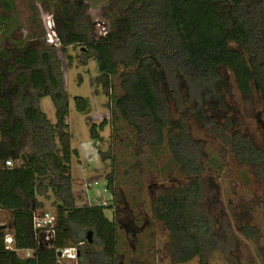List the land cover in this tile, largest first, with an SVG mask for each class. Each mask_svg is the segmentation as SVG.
Listing matches in <instances>:
<instances>
[{"label":"trees","instance_id":"obj_1","mask_svg":"<svg viewBox=\"0 0 264 264\" xmlns=\"http://www.w3.org/2000/svg\"><path fill=\"white\" fill-rule=\"evenodd\" d=\"M87 1L29 0L36 20L30 18L28 34L20 37L15 3L0 0V212L10 218L0 227V264H58V250L73 246L77 264L119 261L116 221L105 216L117 206L116 157L111 146L100 152L112 166L105 177L109 204L79 205L71 174L78 151L71 145L67 119L71 103L77 113L87 112L90 103L81 95L70 96L57 48L45 43L36 4L51 14L60 50L65 54L77 47L82 64L95 63V86L107 99L110 119L92 123L90 139L102 142L105 127L123 123L134 151L129 171L139 168L145 151L152 159V152L159 156L167 147L186 180L151 201V218L164 227L173 262L204 258L221 246L199 207L204 166L189 143L182 111L222 136L226 124L219 126L207 115L213 100L223 102L221 70L232 74L241 94L253 87L264 102V0H118L107 33L99 38L85 16ZM43 98L54 104L55 123L41 110ZM170 101L181 125L172 121ZM221 138L239 162L256 167L264 179L263 149L238 132ZM46 203L53 204L56 217L51 246L38 242L33 229V214L44 211ZM241 234L254 239L256 232L244 227ZM8 235L12 249L7 248ZM27 250L31 256L17 252Z\"/></svg>","mask_w":264,"mask_h":264},{"label":"rangeland","instance_id":"obj_2","mask_svg":"<svg viewBox=\"0 0 264 264\" xmlns=\"http://www.w3.org/2000/svg\"><path fill=\"white\" fill-rule=\"evenodd\" d=\"M117 1L85 2V16L92 24L97 37L107 28ZM13 2L19 16L17 34L25 37L30 30V18L36 20L35 11H30L27 7L30 5L29 0ZM36 9L41 25L47 32L46 45L57 48L70 96L81 95L90 103L85 113H77L71 103L67 119L71 145L78 151V158H72L71 169L73 193L78 204L95 203L93 190L84 189L88 182L99 184L98 188L103 192L106 202L112 198L106 189L105 178L112 170L111 162L103 161L100 154L111 146L116 157L114 188L117 206L114 210L106 211L105 216L116 221L119 238L118 264H177L169 257L168 238L164 227L151 218L150 203L158 194L170 192L183 185L186 178L171 162L166 146L159 150V156L156 151L152 152V159L149 152L145 151L139 159V168L129 171L135 161L134 151L127 144L131 137L130 129L123 126V123L117 122L105 127L101 133L102 142L90 139V125L110 119L106 107L107 99L101 89L95 86V63L91 61L87 65L82 64L77 47H69L64 54L51 34V14L44 12L39 4H36ZM21 43L26 45L28 41L22 39ZM220 72L225 83L224 86H219L223 102L217 104L213 100L211 111H208L207 115L212 116L219 126L226 124L225 128L221 129L222 136L225 135L226 139L238 132L256 147L264 150V102L253 87L249 93L241 94L236 88L232 74L225 70ZM77 78H80L81 86L77 85ZM168 104L172 121L181 125L173 103L170 101ZM40 107L47 119L55 123V107L50 98H43ZM182 112L189 143L196 149L204 166L199 207L211 220L212 233L221 246L218 251L204 258H194L183 264H264V179L257 175L256 167L236 159L222 136L213 133L204 123L193 120L186 110L183 109ZM150 159L153 163L151 167L148 164ZM219 165H222L220 171L216 168ZM161 168H164V171L160 172ZM54 200L53 198V204L56 203ZM52 205L46 203L44 211L55 215ZM9 221V213L0 212V225L9 224ZM244 227L256 232L254 239H247L241 234ZM6 243L7 248H13L12 242ZM17 252L20 257H24L21 251ZM58 264L77 262L60 258Z\"/></svg>","mask_w":264,"mask_h":264},{"label":"built area","instance_id":"obj_3","mask_svg":"<svg viewBox=\"0 0 264 264\" xmlns=\"http://www.w3.org/2000/svg\"><path fill=\"white\" fill-rule=\"evenodd\" d=\"M108 31V26L107 28H105L100 35L98 36H105L106 33ZM47 33V32H46ZM52 37H55V33H54V29L52 26ZM56 42L58 43L57 39ZM52 46V45H51ZM5 166L6 167H11L12 163L11 161H5ZM99 184L97 182H88L84 185V189L85 191H90L93 190L94 196V204H88L90 206L94 205V206H104L106 207L109 204L110 199L106 202L103 195H102V191L100 190V188H98ZM114 210V208L112 209ZM55 224H56V217L55 215H53L50 212L47 211H37L34 212L33 214V229L36 235V238L38 240V242L44 243L45 246H51L55 237ZM10 238V240H9ZM6 242H12V239L10 237V235L7 236ZM79 245H81V243H79ZM25 257L31 256L32 255V251H21ZM58 252H60V256L58 257L60 258H66L68 260H72L77 262V258H78V249L77 246H73V247H68V248H64L61 250H58Z\"/></svg>","mask_w":264,"mask_h":264},{"label":"water","instance_id":"obj_4","mask_svg":"<svg viewBox=\"0 0 264 264\" xmlns=\"http://www.w3.org/2000/svg\"><path fill=\"white\" fill-rule=\"evenodd\" d=\"M0 227H4V225H1ZM87 242L88 243L92 242V232L91 231H88V233H87ZM57 256L58 257L60 256V252L57 253Z\"/></svg>","mask_w":264,"mask_h":264}]
</instances>
